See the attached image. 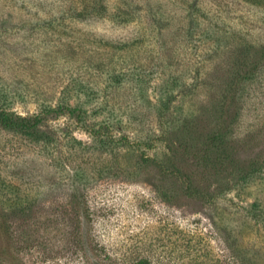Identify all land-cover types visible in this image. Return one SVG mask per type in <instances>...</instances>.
I'll list each match as a JSON object with an SVG mask.
<instances>
[{
    "label": "rangeland",
    "instance_id": "rangeland-1",
    "mask_svg": "<svg viewBox=\"0 0 264 264\" xmlns=\"http://www.w3.org/2000/svg\"><path fill=\"white\" fill-rule=\"evenodd\" d=\"M86 1L0 0V110L47 114L39 141L0 130L21 245L82 264L79 189L120 264H264V168L240 180L264 159V0Z\"/></svg>",
    "mask_w": 264,
    "mask_h": 264
},
{
    "label": "trees",
    "instance_id": "trees-1",
    "mask_svg": "<svg viewBox=\"0 0 264 264\" xmlns=\"http://www.w3.org/2000/svg\"><path fill=\"white\" fill-rule=\"evenodd\" d=\"M79 1L82 2V6L85 10L87 1ZM76 107L70 108L67 112L72 117L82 121V110ZM46 116L47 114L44 112L36 115L28 114L27 116H23L2 107V110H0V130L30 140L39 141L40 127L44 122L43 118ZM247 161L249 163H246L241 169V172L243 171L244 173L243 177L240 178L241 181L247 180V178L260 172V170L264 168V159L255 158L254 160ZM157 164L161 163L157 162ZM75 190L76 191L69 195V203L63 207L64 209H60L63 211V214L66 213L72 218L74 224V244L77 253L74 251L75 253L72 254V258L78 254L82 264H120L116 258L114 259L110 255L103 253L105 251L100 249L99 246L95 244L94 239L91 238V218L93 217L90 207L86 197L82 193L83 191L79 189ZM32 209H34V206L31 203H27L24 206H22V204L15 205L13 208L6 207L0 197V264H31L32 258H35L34 264H50L51 261L56 259V257L52 255V252L49 251V247L45 242L36 245V250H32V248L28 249L30 244H28L27 247H23L21 245L22 241L11 229L10 214L14 216L18 214L23 215ZM46 209L48 208L43 207V210ZM235 259L237 261V255H233V260L235 261ZM261 261V257L257 255H251L246 258V264H258V262L260 263ZM131 264H160V262H156L155 259L150 256V260L143 257L133 260Z\"/></svg>",
    "mask_w": 264,
    "mask_h": 264
}]
</instances>
